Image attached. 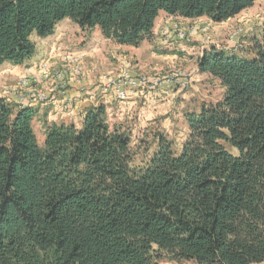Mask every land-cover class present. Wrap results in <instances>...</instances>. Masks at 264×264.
<instances>
[{"label":"trees","instance_id":"obj_1","mask_svg":"<svg viewBox=\"0 0 264 264\" xmlns=\"http://www.w3.org/2000/svg\"><path fill=\"white\" fill-rule=\"evenodd\" d=\"M257 1L0 0V69L66 19L138 47L165 16L223 24ZM197 64L220 98L186 103L179 154L159 119L111 121L103 102L44 120L40 146L33 109L0 98V264L264 263V33Z\"/></svg>","mask_w":264,"mask_h":264},{"label":"rangeland","instance_id":"obj_2","mask_svg":"<svg viewBox=\"0 0 264 264\" xmlns=\"http://www.w3.org/2000/svg\"><path fill=\"white\" fill-rule=\"evenodd\" d=\"M214 24L212 21L209 22L204 20H197L192 23H185L177 19L164 21L159 35L161 39L160 43H167L172 41L173 39H180L179 41L182 40V42L195 40V42L197 41L196 43L198 44L197 51L199 54L197 55H199V58L204 54L206 50L213 47H216L217 49H228L229 46L233 45L232 48L236 47L239 49L240 47H242L240 49L244 50L249 46L250 39L249 41H245L248 35L252 34V32L257 29H263L264 31V9L257 13L246 12L242 14L237 21L231 22L227 25L217 24L218 26H215ZM74 25L76 24L74 23ZM98 31V28H95L93 32L98 33ZM76 34L78 35V42L76 43L77 45H80L81 43H84L86 45L90 42L89 35H83L78 26ZM31 39L35 42L37 39H39V37L37 35H33ZM99 48V45L96 46L94 48V51L97 52ZM125 49L126 50L124 51L114 49L116 53L113 54V58L117 61L118 64L117 73L106 70L103 72L100 77V85L102 86V89L105 88L112 91V89H114V87L118 84L125 85L129 81L141 79H145L148 82H151V84L156 82L164 83L168 80L173 82L177 80L183 83V86L180 85V88H177L169 96L165 95V86H151V84H146L145 86L140 88L144 89L143 94H141L140 96L142 97L143 95L148 99L150 94L154 93L155 89H161V92L163 94L161 95V98L163 99L162 102L163 105H166L162 107H165V111L168 112V114L166 116L165 113L162 114L163 116L160 115L162 117H159V120L161 126H163V128L171 135V138L176 144L175 151L177 154H179L186 139V132H188L187 125L184 121L183 116L187 101L198 96H205L204 93L208 87V90L212 91L211 99L216 101L220 98L218 95L220 92L218 88L220 87L214 83L209 86L208 83H203L198 80L200 79V76L203 75L199 71L197 62L194 67L190 69H187L188 66H185L186 64H183V66H177L174 63L175 61H171L167 65H164L162 62L159 65L157 63L151 62V60H148L149 58L147 56H139L136 55L137 53L135 54L134 52H132V50H127V48ZM56 50L49 54V56L52 57L48 56L50 62L47 69L41 70L39 72H33L30 70L28 72H25L18 78L15 84L4 85L3 93L6 94V96L13 97L18 102H22L19 103L22 108H29L31 104L40 105L49 102L55 92L65 95L64 93H62V91H60V87H58L59 82L68 83L66 85L67 91L72 85H79L80 89H82L81 92L86 91L84 83L89 80L91 75V71L89 70L87 63L88 55L84 54L80 59L77 60H68L67 58L59 55V52H57ZM62 50L63 49H60V51ZM75 52L80 53L84 51ZM65 53L70 54L69 52ZM164 66L165 68H162ZM205 79L207 78L205 77ZM27 82H31L30 86H25ZM147 86L151 87V89L147 90ZM190 90H192V95L190 96L189 100L185 101L186 98H182L181 95ZM33 92L35 95L44 94L47 96V98L33 99V97H28L31 96ZM139 94L140 93L138 92V95ZM65 97H67V101H72L71 98L68 97V95H65ZM116 98L121 102L130 100L128 99V97ZM30 100H39L40 102H30ZM176 101L177 103L174 104ZM147 103L149 105L151 104L148 100L145 99V105ZM145 105L144 107L146 109ZM106 107L109 114V107L107 105ZM157 107L158 106H152L151 108L156 109V111L161 110V108ZM32 125L38 144L40 146L44 145L47 139V130L44 124V119L36 118L34 115ZM227 150L232 155H238V151L230 146H227Z\"/></svg>","mask_w":264,"mask_h":264},{"label":"crops","instance_id":"obj_3","mask_svg":"<svg viewBox=\"0 0 264 264\" xmlns=\"http://www.w3.org/2000/svg\"><path fill=\"white\" fill-rule=\"evenodd\" d=\"M262 9H264V0H258L252 8L244 13H257ZM242 14L237 18L231 19L220 25H227L231 22H235ZM174 19L185 23H192L197 20L211 22V20L206 17L200 19H185L181 17L165 16L158 22L152 40L146 39L142 42L141 46L131 47L113 44L110 41L105 40L99 33L90 35V42L88 44L85 45L84 43H81L80 45H77V26L68 19L63 20L57 25L53 35L47 38H39L35 41L36 52L29 60L25 61L23 65L15 66L7 63L0 69V98H6L7 100L18 103L13 97L6 96V94L3 93L4 85L15 84L21 75L29 70L32 71V66H35L43 59L52 57L49 56V54L56 49V51L59 52V55H64L66 54L65 52L84 51L82 53L88 55L87 63L88 68L91 71L89 80L84 83L86 91L81 92L82 89H80L79 85H72L67 91L68 97L72 100L71 102L67 101V97L64 95L55 92L49 102L40 105L31 104L29 108L33 109L35 117L42 118L49 122L59 123L68 120L80 124L88 107L96 106L103 102L109 107V118L111 121L122 120L127 116H132L134 113H138L141 127H147L151 122L162 117V114L165 113V116L168 114V112L165 111V107H162L166 105H163L162 102L163 99L161 98V95L163 94L161 89H155L154 93L150 94L149 99L145 98L143 95L142 97L140 96L143 94V90L139 92V95L131 97L129 101L121 102L116 98L113 91L105 88L102 89V86L100 85V77L105 70L117 73L118 64L113 58V54L116 53L114 49L124 51L126 50L125 48H127V50H132L135 54L137 53L136 55L147 56L149 58L148 60L159 65L162 62L164 65H167L171 61H175L174 63L177 66H183V64H186L185 66H188L187 69L193 68L199 58V55H197L199 54L197 51V41L182 42V40L179 41L173 39L167 43H160L161 39L159 35L164 21ZM214 25L218 26L217 24ZM263 32V29L254 30L252 34L248 35L245 41H249L252 37H258L262 35ZM98 45L100 48L95 52L94 48ZM232 46L233 45L229 46V48L225 50L230 53H237L241 50L240 48H242H232ZM60 49L63 50L60 51ZM162 68H165V66ZM198 80L203 82L205 77L200 76V79ZM191 93L192 90L188 92L186 91L181 97L186 98L185 101H187L192 95ZM145 99L151 104L149 105L147 103L145 105ZM176 103L177 101L174 104ZM144 105L146 106V109ZM152 106H158L163 113L161 110L156 111V109L151 108ZM186 136L187 132L185 137Z\"/></svg>","mask_w":264,"mask_h":264},{"label":"built area","instance_id":"obj_4","mask_svg":"<svg viewBox=\"0 0 264 264\" xmlns=\"http://www.w3.org/2000/svg\"><path fill=\"white\" fill-rule=\"evenodd\" d=\"M180 40V39H179ZM70 54H64L61 55L64 58H67L68 60L70 59H80L85 53H76V52H69ZM50 59H45L41 62H39L38 64H36L35 66H32L31 70L33 72H39L41 70L47 69L48 65H49ZM25 83V82H24ZM23 83V84H24ZM31 82H27V84L25 86H30ZM68 83L66 82H59L58 83V87H60V91H62V93H64L65 95H67V85ZM146 84H151V82H148L145 79H141V80H132L127 82L125 85H121L118 84L114 87V89H112V91H114L116 97H128V99H130L131 97L137 96L138 92L143 91L144 89H140L141 87L145 86ZM182 85L183 83L179 82V81H166L164 83L162 82H156V83H152L151 86H165V95L169 96L171 93H173V91L177 88H180L179 86ZM181 86V87H182ZM147 89H151V87L147 86ZM69 90V89H68ZM64 95V96H65ZM28 97H33V99L38 98V99H46L47 96L42 94V95H35L34 92L32 93L31 96ZM49 98V97H48ZM23 99V98H22ZM50 99V98H49ZM47 99V100H49ZM24 100V99H23ZM40 102L39 100H30V102ZM18 103H22V102H18ZM44 103V102H42Z\"/></svg>","mask_w":264,"mask_h":264},{"label":"bare ground","instance_id":"obj_5","mask_svg":"<svg viewBox=\"0 0 264 264\" xmlns=\"http://www.w3.org/2000/svg\"><path fill=\"white\" fill-rule=\"evenodd\" d=\"M29 103V102H28Z\"/></svg>","mask_w":264,"mask_h":264}]
</instances>
